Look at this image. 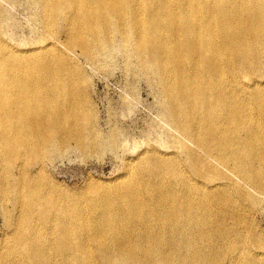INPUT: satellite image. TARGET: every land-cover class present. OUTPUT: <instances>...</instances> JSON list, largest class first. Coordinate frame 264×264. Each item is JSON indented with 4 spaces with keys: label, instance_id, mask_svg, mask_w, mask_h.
Returning <instances> with one entry per match:
<instances>
[{
    "label": "bare ground",
    "instance_id": "6f19581e",
    "mask_svg": "<svg viewBox=\"0 0 264 264\" xmlns=\"http://www.w3.org/2000/svg\"><path fill=\"white\" fill-rule=\"evenodd\" d=\"M42 3L49 16L65 17L69 28L80 31L70 34L71 46L80 45L90 60L113 51L112 31L129 40L127 36L135 30L130 39L136 43L133 56L142 72L158 73L165 118L177 140L167 146L172 153L149 148L129 160L127 176L122 179L126 185L120 190L98 189L99 202L92 209L99 208L97 216L91 220L87 213L74 220L63 216L65 222L56 224L63 228L57 242L66 240L67 244L57 245L56 239L42 241L39 215L46 212V200L39 172L68 139L81 145L85 142L82 103L75 100L76 85L67 74L69 61L64 53L48 43L31 50L0 44V197L2 205L7 208L12 203L17 212V216L8 210L5 214L7 224L16 228L13 238L27 228L33 234L19 241L29 245L32 254L21 257L13 247H3L0 264H66L72 260L98 264V256L105 264H186L190 257L191 261L197 257L198 264H215L213 249L204 242L221 241L227 246L238 237L244 249L253 232L249 235L237 228L231 238L223 231L237 227L241 220L248 222L241 200L251 194L243 185L264 195V176L259 172L264 163V85L244 83L263 69L257 53L264 48V0ZM129 11L139 19L130 25ZM111 17L120 22L113 25ZM81 35L91 36L92 42L81 43ZM112 140L117 142L116 137ZM35 167L39 171H33ZM50 231L48 236L53 237L55 229ZM92 243L96 253L90 252ZM202 243L198 250L190 249ZM180 245L193 250L191 255L176 254ZM46 251L53 255L47 256ZM251 255L255 263L264 264V255ZM20 257L23 263L16 262Z\"/></svg>",
    "mask_w": 264,
    "mask_h": 264
},
{
    "label": "rangeland",
    "instance_id": "374dc122",
    "mask_svg": "<svg viewBox=\"0 0 264 264\" xmlns=\"http://www.w3.org/2000/svg\"><path fill=\"white\" fill-rule=\"evenodd\" d=\"M152 8L153 6L149 8V10H152ZM126 18L128 20V25L134 24L135 21L139 20L137 17L131 15V11L127 13ZM110 20L113 25L120 22L117 17H111ZM78 32L80 31L77 29L72 30V28H69L65 17L59 16L55 18L49 16L42 0H0V44L8 47H19L31 50L39 46H46L45 44L48 43L51 44L53 49L57 50V52L64 53L69 61L67 74H69V77L73 78L74 84L76 85L73 90L76 94L75 100L76 102L82 103L81 117L86 122L85 131L88 137L86 136L85 138V142L83 143L84 146L78 144L76 139H68L66 143L62 145V148L52 152L49 160L47 159L44 161V169L39 172V175L42 174L40 179L44 184V195H42V197L43 200H46V212L41 216L39 215V225L41 229L38 232V237H40L42 241H47L49 239L53 242L56 239L54 242H57L59 230L62 232L63 228L61 226H56V224L59 225V223L65 222L63 217L65 215L72 217L71 220H74L83 213L88 214L87 218H89V220L97 216L100 213L99 208L96 207L97 210H95V212L92 211V209L95 203L99 202L98 189H103V191L110 188L120 190L123 188V185H126L122 184V179L127 176V165H129V160H134L139 154L149 148H155L161 152L171 150L172 153V148H168L167 146L173 145L174 142H176L175 140H177L175 130L169 124L167 118H165V106H163V104L165 105V99L163 91H161L163 88L158 80V73L151 71L147 73L144 71L142 72L138 68V59L136 56H133L132 49L136 47V43L132 41L135 30L132 29L131 35L129 34V36H127L132 40L122 38L118 36L116 31H112L110 37L113 40V51L110 53L104 52L97 54L95 60H90L85 57L80 51V45L71 46L70 34L76 35ZM81 37L83 38L81 43H86V41L92 42L91 36L81 35ZM70 46L72 50L68 49ZM260 50L261 51L258 52L257 55H260L262 58L263 69L259 72L255 71L253 79L245 80L244 83H246L247 86H249L248 83H250V87L253 85V82H256L258 85H264V48ZM260 74L262 76H260ZM254 77L256 78L254 79ZM91 123H93V126ZM262 123H264V120ZM112 137H116V143H114ZM100 139L104 143L100 141ZM97 140L103 143V145L99 144ZM93 145L95 147L97 146V148ZM261 149H264V147H261ZM178 155L183 159L181 153H178ZM179 165L183 164L180 163ZM135 166L139 167L140 163L136 162ZM259 168V172L262 173L261 176H264V163ZM38 169L40 168L35 167L33 171L36 172ZM224 170L228 174L230 173L229 175L233 176L236 181L239 180L230 170L227 168H224ZM139 183L141 185L143 184V182ZM210 185L211 187L215 186L214 183ZM243 186V189L251 194L248 200H241V205L244 207L246 215H248V222L245 223L241 220L237 227L230 228L227 231L224 230L223 232L229 233V235L232 236L231 238H233L235 237L233 233L237 228H240V232L247 231L250 232L249 235L253 232L252 235L254 239L251 237L244 249L238 237L231 239V243L227 246H223L221 241L220 244H218V242L215 244L209 243V245L208 242H204L207 248L211 247L213 249L211 252L213 256L211 255V257H213L212 259L215 264H243L244 262V264H262L261 261L258 260L255 263L254 256L251 257V254L258 253L264 255V195H258L254 189L246 185ZM55 196L56 199L54 198ZM54 200H56V203ZM252 200H255V203H252ZM52 203L54 204L52 205ZM0 204L2 205L1 197ZM11 204L12 203H10L7 208L4 205H2V208L0 206V250L3 247H13L21 254V257L24 254H32L33 252L29 245H25V243L20 244L19 242L22 237L24 239L33 237L31 231L27 228L23 231V234L19 232L20 237L17 236L13 238L16 228L13 226L10 227L7 224L5 217L7 210L9 212L11 211L12 216L13 214L17 216V212H14V205L12 204L13 208H11ZM50 209H52L53 212ZM53 209H55V211ZM69 211L70 213H67ZM49 214L50 218L48 216ZM228 226L229 224L227 227ZM51 228L53 230L55 229V231L52 232L54 233L53 237L48 236L49 232H51ZM244 236L246 235L244 234ZM7 238L9 241L6 240ZM59 240L57 245L60 244V246H62L67 244L66 240L61 242H59ZM198 246L202 247L203 243L201 245L198 244L196 247H191L190 249L198 250ZM89 247L91 251L88 250L91 253H96L93 243L92 246L90 245ZM252 247L254 249L256 248V251ZM261 247H263V249H261ZM184 248L185 246L183 247V245H180L176 254L191 255V251L193 250ZM45 253L47 256L53 255V251H46ZM21 257L16 259L17 263H23L24 259H21ZM241 257L244 258V260ZM190 258L186 261V264H198V260H196L197 257L194 258L193 261H191ZM248 259L249 262H247ZM12 260L13 259H10V261ZM5 261L9 262L8 259ZM72 261L66 262V264H86L87 262L81 261L78 263L75 262V260ZM96 262L98 264H105L100 256H98ZM117 262L118 263L115 262V264H119V261ZM27 264L41 263L28 262Z\"/></svg>",
    "mask_w": 264,
    "mask_h": 264
}]
</instances>
